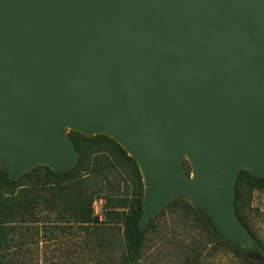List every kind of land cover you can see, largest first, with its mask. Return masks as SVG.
I'll list each match as a JSON object with an SVG mask.
<instances>
[{"label": "water", "instance_id": "1", "mask_svg": "<svg viewBox=\"0 0 264 264\" xmlns=\"http://www.w3.org/2000/svg\"><path fill=\"white\" fill-rule=\"evenodd\" d=\"M66 128L107 135L137 161L141 229L190 194L225 241L264 254L235 209L239 168L264 180V0H0L8 176L73 169Z\"/></svg>", "mask_w": 264, "mask_h": 264}, {"label": "trees", "instance_id": "2", "mask_svg": "<svg viewBox=\"0 0 264 264\" xmlns=\"http://www.w3.org/2000/svg\"><path fill=\"white\" fill-rule=\"evenodd\" d=\"M69 138L80 154L69 171L38 166L13 179L0 168V264H206L227 252L264 264V257L252 261L225 241L183 199L173 200L141 229L145 184L137 161L107 135L70 131ZM184 169L191 173L189 162ZM257 189H264V180L241 170L235 209L256 238L245 203ZM97 200L104 201L103 217L96 213ZM161 221L174 233L188 231L190 238L167 244L160 238Z\"/></svg>", "mask_w": 264, "mask_h": 264}, {"label": "rangeland", "instance_id": "3", "mask_svg": "<svg viewBox=\"0 0 264 264\" xmlns=\"http://www.w3.org/2000/svg\"><path fill=\"white\" fill-rule=\"evenodd\" d=\"M72 129L66 128L65 132L66 135L69 134V132ZM185 162H189L191 166V173L188 175L186 171L184 170V174L186 176L187 182L189 184H193L192 176H193V166L188 157L183 155L181 159V165L182 168H184ZM3 165H0V168H6V165L1 162ZM246 169L244 166L239 168L240 170ZM180 198V194L176 193L172 199ZM103 200H97L95 202V210L98 215L103 217ZM196 207L200 209L203 213L208 215L209 217L212 216L210 210L206 207L205 204H197ZM245 216L249 220V224L251 229L256 234L258 241L264 248V189L261 190H255L246 200L245 203ZM161 228V235L160 238L165 241L167 244L173 245V244H181L186 242L190 235H188V231H185L183 233H174L170 225H166L165 221H161L160 223ZM179 233V234H178ZM245 255L249 257L250 260L255 261L257 258L264 257V254H249L241 250ZM206 264H248L243 261V259H240L235 253L233 252H227L226 254H221L219 256H216L214 258H208L206 261Z\"/></svg>", "mask_w": 264, "mask_h": 264}, {"label": "bare ground", "instance_id": "4", "mask_svg": "<svg viewBox=\"0 0 264 264\" xmlns=\"http://www.w3.org/2000/svg\"><path fill=\"white\" fill-rule=\"evenodd\" d=\"M185 156L188 157V158L190 159V156H189L188 153H185ZM195 177H196V170H195V168H194L193 176H192V180H194ZM182 196H183L186 200H188V201H190V202H192V203H195V199H194V197H193L192 195H190V194H183Z\"/></svg>", "mask_w": 264, "mask_h": 264}]
</instances>
